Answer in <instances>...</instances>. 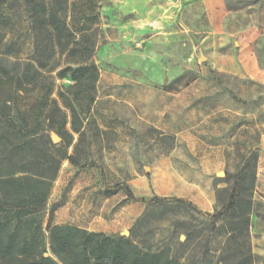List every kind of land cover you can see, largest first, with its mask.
Listing matches in <instances>:
<instances>
[{
	"label": "rangeland",
	"instance_id": "1",
	"mask_svg": "<svg viewBox=\"0 0 264 264\" xmlns=\"http://www.w3.org/2000/svg\"><path fill=\"white\" fill-rule=\"evenodd\" d=\"M98 26L95 122L79 166L60 165L43 228L57 205L55 225L129 237L143 207L157 218L152 242L167 241L169 210L207 219L216 189L255 151L249 239L264 264V0H104ZM69 84L42 72L33 92L0 89V155L46 130L53 100L73 153L79 138L58 98Z\"/></svg>",
	"mask_w": 264,
	"mask_h": 264
},
{
	"label": "trees",
	"instance_id": "2",
	"mask_svg": "<svg viewBox=\"0 0 264 264\" xmlns=\"http://www.w3.org/2000/svg\"><path fill=\"white\" fill-rule=\"evenodd\" d=\"M103 1L0 0V89L33 92L42 72L68 79L71 84L59 90L58 98L79 138L68 155V117L53 100L45 115L46 130L11 144L0 155V264H255L249 239L255 151L248 153L225 187L216 189L214 211L184 261L171 258L168 249L147 252L126 236L55 225L57 205L43 228L60 165L66 159L79 166L86 132L95 122L99 70L94 55ZM257 59L260 64L258 55ZM52 132L59 143H52ZM46 252L51 256L44 257Z\"/></svg>",
	"mask_w": 264,
	"mask_h": 264
},
{
	"label": "crops",
	"instance_id": "3",
	"mask_svg": "<svg viewBox=\"0 0 264 264\" xmlns=\"http://www.w3.org/2000/svg\"><path fill=\"white\" fill-rule=\"evenodd\" d=\"M143 211V207L141 210H137V218L141 215V213L143 214L139 217L135 230L128 238L140 248L150 253H158L164 249H168L169 256L179 261H184V258L188 254L191 247L202 236L208 222L207 219H203L201 222L198 221L199 215L196 212L190 211V213L187 212L181 215L184 218H187L188 221L175 226L174 220L178 217H182L180 216V213L170 209L169 218L167 219V221H169V226L166 228L169 232V239L167 241L153 243L152 239L157 232L155 231L157 218L153 215V211L147 210L145 213ZM207 212L211 213L210 210H207ZM198 224L202 225V227L199 228ZM166 230L161 231L160 233H165ZM181 232H185L186 237L185 240L179 244L176 237L178 233Z\"/></svg>",
	"mask_w": 264,
	"mask_h": 264
},
{
	"label": "water",
	"instance_id": "4",
	"mask_svg": "<svg viewBox=\"0 0 264 264\" xmlns=\"http://www.w3.org/2000/svg\"><path fill=\"white\" fill-rule=\"evenodd\" d=\"M170 1H173L175 2L176 0H170ZM50 137H51V141L52 143L56 144V143H59L60 142V138L55 134V133H51L50 134ZM221 175H223V173H221ZM122 236H127L128 235V231H125L121 234ZM44 257H49L51 256L50 252H46L43 254Z\"/></svg>",
	"mask_w": 264,
	"mask_h": 264
}]
</instances>
